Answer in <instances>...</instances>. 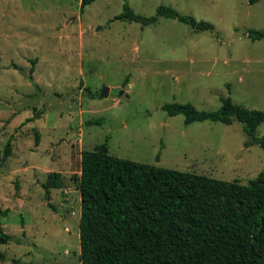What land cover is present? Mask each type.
Returning a JSON list of instances; mask_svg holds the SVG:
<instances>
[{"label":"rangeland","instance_id":"374dc122","mask_svg":"<svg viewBox=\"0 0 264 264\" xmlns=\"http://www.w3.org/2000/svg\"><path fill=\"white\" fill-rule=\"evenodd\" d=\"M122 2L94 0L79 12V0H0V159L9 142L0 230L12 239L0 243V264H79V154L104 138L114 157L242 185L264 169V152L238 123L184 125L159 109L189 102L211 111L228 96L264 114V38L245 36L264 30V0H126L144 17L170 7L211 33L164 18L108 22ZM50 172L61 187L45 201Z\"/></svg>","mask_w":264,"mask_h":264},{"label":"trees","instance_id":"16d2710c","mask_svg":"<svg viewBox=\"0 0 264 264\" xmlns=\"http://www.w3.org/2000/svg\"><path fill=\"white\" fill-rule=\"evenodd\" d=\"M93 1L79 0V12ZM122 1L121 11L108 22L144 27L164 18L195 33L213 32L211 24L170 7L159 5L144 17ZM245 36L258 41L264 30L246 29ZM26 79L37 89L30 76ZM159 109L167 116L180 115L184 125L236 122L249 143L264 152V136H256L264 114L234 104L228 96L220 97L219 107L211 111L189 102L163 103ZM101 122L91 119L85 125ZM8 152L6 142L0 161ZM40 187L48 198L49 189L61 187L59 173H48ZM77 190L79 264H264V169L242 185L114 157L104 138L80 151ZM11 240L0 230V243Z\"/></svg>","mask_w":264,"mask_h":264},{"label":"water","instance_id":"95a60500","mask_svg":"<svg viewBox=\"0 0 264 264\" xmlns=\"http://www.w3.org/2000/svg\"><path fill=\"white\" fill-rule=\"evenodd\" d=\"M107 94H108V89L102 87V88L100 89V91L98 92L97 97H98V98H104V97L107 96Z\"/></svg>","mask_w":264,"mask_h":264},{"label":"flooded vegetation","instance_id":"af4514ba","mask_svg":"<svg viewBox=\"0 0 264 264\" xmlns=\"http://www.w3.org/2000/svg\"><path fill=\"white\" fill-rule=\"evenodd\" d=\"M47 200H48V198L45 199V201H47ZM59 211H60V213L62 214V216H64L65 218L69 217V214L66 213V212H64V211L61 209V206L59 207Z\"/></svg>","mask_w":264,"mask_h":264}]
</instances>
